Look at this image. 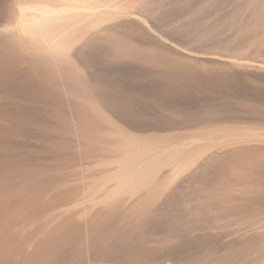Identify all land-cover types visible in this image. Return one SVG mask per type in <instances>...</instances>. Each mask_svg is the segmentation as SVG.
<instances>
[{"label":"bare ground","instance_id":"obj_1","mask_svg":"<svg viewBox=\"0 0 264 264\" xmlns=\"http://www.w3.org/2000/svg\"><path fill=\"white\" fill-rule=\"evenodd\" d=\"M223 2L210 51L0 38V264H264V0Z\"/></svg>","mask_w":264,"mask_h":264},{"label":"rangeland","instance_id":"obj_2","mask_svg":"<svg viewBox=\"0 0 264 264\" xmlns=\"http://www.w3.org/2000/svg\"><path fill=\"white\" fill-rule=\"evenodd\" d=\"M230 17L223 0H71L64 4L53 0H12L0 25V38L21 39L46 52L50 50L51 54L62 53L61 48L67 45L64 49L70 48L63 50L67 53L132 20L144 27L186 36L190 48L210 51L233 35L241 20L233 26L228 22ZM119 166L113 165V172L120 171ZM116 172L112 175L115 181L120 176Z\"/></svg>","mask_w":264,"mask_h":264}]
</instances>
